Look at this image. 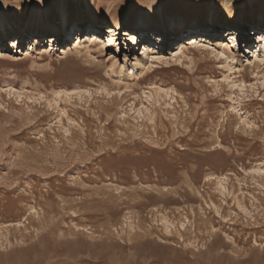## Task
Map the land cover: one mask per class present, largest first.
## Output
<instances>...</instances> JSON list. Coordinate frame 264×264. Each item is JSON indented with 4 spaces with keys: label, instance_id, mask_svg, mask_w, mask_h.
I'll use <instances>...</instances> for the list:
<instances>
[{
    "label": "rangeland",
    "instance_id": "1",
    "mask_svg": "<svg viewBox=\"0 0 264 264\" xmlns=\"http://www.w3.org/2000/svg\"><path fill=\"white\" fill-rule=\"evenodd\" d=\"M37 1L0 0L6 32L40 28L0 54V264H264V82L248 59L264 0ZM62 6L64 39L43 27ZM239 17L245 34H224ZM140 19L181 26L155 49L154 86L118 79L144 57L126 35ZM91 20L105 27L89 55L72 47ZM209 23L221 39L192 43Z\"/></svg>",
    "mask_w": 264,
    "mask_h": 264
},
{
    "label": "bare ground",
    "instance_id": "2",
    "mask_svg": "<svg viewBox=\"0 0 264 264\" xmlns=\"http://www.w3.org/2000/svg\"><path fill=\"white\" fill-rule=\"evenodd\" d=\"M35 10L38 12H40L42 10V4H41L40 0L37 1ZM60 16H61V19L59 21L45 22L43 27H47V30H46L47 32L59 33L62 36V39H64V38H67V36H69L70 32H69L68 26L72 22H70L69 16L67 15V10L63 6L60 8ZM78 25L82 26L83 29L81 27L78 28L79 29L77 31L78 37L76 38V40H74L75 43H74L72 48L78 50L79 47L86 45V48L89 51V55H92L91 53H93V52H95V53L98 52L95 45L99 44L102 41V38L100 35L102 34V32H103L102 30H103V27H105V25H103V24L96 25L95 20L83 21V22L81 21V22H79ZM209 25L213 29L214 32L209 33L208 32L209 30H208L205 33V29H209V28L205 27L208 25L203 24V25H201L202 28L204 29L202 32H204V34H207V35H200L198 37H193L190 41L192 43H195V44L200 43V44L206 46V45L212 44L211 42H213L217 39H221L220 38L221 34H219L220 27H218V25L216 23H209ZM148 26L149 25L146 22V19H140V21L136 24V29L134 28L133 32L126 33V35H128V34L131 35L132 46L137 48L138 47L137 45L140 43V46H142V47L144 46L142 53L145 54L147 52V54L144 55V57H140V54L138 56H135L133 63H132V60H131V62H130V60H128V62L131 63L132 71H128L125 64H123V65L120 64V66H119L120 71H119V77H118V79L120 81L122 79H124L123 77L132 78V77L136 76V78L138 79L137 84H141L142 82H147V81L150 82L149 85L154 86L156 84L154 81H152V78H150V73L147 72L150 69V67L156 63L154 60H152L153 58H155L156 61H161L163 59V55L158 54V52H156L155 49L157 48V46L159 48V46L161 47L163 45H166V43H168L167 37L169 35L171 36V35L175 34V31L179 30V28H181V26L178 23L171 22L168 25V27H169L168 29L170 31H164V29L166 28L165 27L166 25L165 26H162V25L157 26V24H156V26L153 25V27H156V28H151L152 30H149L150 28ZM253 26H255V24H253ZM6 27H7V17H5V14L3 13V11L0 10V28H1V31L6 32ZM157 27L161 28L162 30H159ZM228 27H230V29L228 31L226 30L224 32V34H228V35L233 34L234 35L235 32L236 33L239 32L238 35H241V33L245 34V33H243V31L246 29L244 17H239V18L232 20L231 22H229ZM255 27L258 28L260 31L257 34L259 36H263V38H264V24L261 27H257V26H255ZM113 28L114 27H109L108 32H114ZM217 29H218V33H217ZM255 29H252V30L254 32H256ZM258 29H256V30H258ZM38 30H40V28L35 26L31 30L29 28L24 27V28H22V31H18L14 34L8 33V31H7L6 33H8V34L4 35L3 38L5 37L6 39H8V42L10 45L8 47H6L7 49H5L2 45V47H0V54L1 53L3 54V52H6V50H8V49H13V48L15 49L16 48L17 50H20L19 43L20 44L23 43V41L21 39L22 38L21 34L22 33L34 34V32H36ZM81 30H83V31L85 30L84 32H87V33L80 36L81 35L80 32H82ZM151 31L152 32L155 31L154 33H156V34H151ZM149 35L154 36V38H152V39H154L155 42L147 40ZM107 38H108L109 42H112L114 40L113 37H111V36H107ZM1 41H2V39H0V42ZM103 42H105V41H103ZM136 42H137V44H136ZM222 42L225 43L224 41H222ZM259 42L263 45L257 46V48H256L257 50L253 51L254 52L253 56H252V57H254L253 59L252 58H248V59L252 63V68L254 69L255 75H258L260 77V80H263V82H264V69L262 71H260L261 65L264 63V41L263 42L258 41V43ZM147 45L150 46V48H148ZM18 46H19V48H17ZM186 46H187L186 43H184L177 48L176 56H178V57H176V59L181 60L182 55L184 54V47H186ZM34 48H35L34 44H30L28 49H29V51L33 52L35 50ZM1 49H2V51H1ZM148 53H150V54H148ZM179 54H181V55L179 56ZM220 54L224 55L225 51L222 50L220 52ZM127 58L128 57H126L125 59L127 60ZM229 59L231 60V62L232 61L233 62L232 63L228 62ZM236 61L238 64H240V66L238 64L235 65ZM225 64H226L225 67L229 71H232V69H235V67L238 68V67L243 66L241 58H238L235 55L227 56ZM112 66L115 67L116 63H113ZM236 72L237 71H235L233 73H236ZM226 78H227V80H229L231 78V76L227 75ZM247 79H248V76H247V74L244 73L242 75L241 80L235 81L240 90L245 88ZM119 86H120V84L117 85V87H119ZM252 87H253V85H252ZM153 90L156 92V95L160 96V95H162V93L168 95L167 94L168 92L164 91L160 87H157V88L153 87ZM65 95H67V93H65ZM219 148H221V147H219ZM262 171H263L262 168H257L254 170V172H256V173H261ZM216 179H217L218 190L225 193L226 192L225 182H226L227 177L226 176H218V177H216ZM240 205H241V203H240Z\"/></svg>",
    "mask_w": 264,
    "mask_h": 264
}]
</instances>
